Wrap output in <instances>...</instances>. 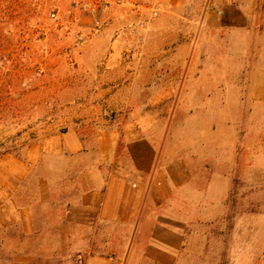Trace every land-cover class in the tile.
Listing matches in <instances>:
<instances>
[{
  "label": "rangeland",
  "instance_id": "obj_1",
  "mask_svg": "<svg viewBox=\"0 0 264 264\" xmlns=\"http://www.w3.org/2000/svg\"><path fill=\"white\" fill-rule=\"evenodd\" d=\"M151 1L160 10L135 35L122 32V17L80 14L71 35L57 41L49 0H0V157L24 160L32 144L81 121L92 108V69L143 50L146 63L156 59L143 75L155 86L131 97L158 94L164 84L171 95L125 110H151L156 141L189 165L192 235L181 264H264V0ZM95 20L101 24L92 30ZM76 32L84 35L78 46ZM107 105L120 110L116 101ZM46 154L33 176L51 171ZM27 191L34 197L35 184ZM1 224L0 264H43L54 250L51 232Z\"/></svg>",
  "mask_w": 264,
  "mask_h": 264
},
{
  "label": "crops",
  "instance_id": "obj_2",
  "mask_svg": "<svg viewBox=\"0 0 264 264\" xmlns=\"http://www.w3.org/2000/svg\"><path fill=\"white\" fill-rule=\"evenodd\" d=\"M142 53L92 69V108L81 121L32 144L24 160L0 157V223L51 232L47 245L54 250L43 264H62L66 255L74 256L69 264H181L190 250L189 165L156 141L151 110L139 105L125 110L129 102L171 95V84H164L158 94L131 97L134 89L155 86L143 75L156 67V59L146 63ZM179 65L187 72L192 64ZM113 101L117 112L105 108ZM47 152L51 171L33 176L32 165L42 163ZM30 183L34 197L26 196Z\"/></svg>",
  "mask_w": 264,
  "mask_h": 264
},
{
  "label": "built area",
  "instance_id": "obj_3",
  "mask_svg": "<svg viewBox=\"0 0 264 264\" xmlns=\"http://www.w3.org/2000/svg\"><path fill=\"white\" fill-rule=\"evenodd\" d=\"M51 10L48 18L52 22L50 29L59 37H69L73 31L72 25L78 20L80 14L105 15L110 18L122 17L125 25L122 32L128 35H135L139 28H144L148 18L155 17L159 7L151 0H49ZM101 24L99 20L94 21L92 30ZM47 27L41 25L39 34L41 38L46 37ZM116 35L119 31L115 32ZM74 44L78 46L84 40V35L76 32ZM69 61L73 56L68 55Z\"/></svg>",
  "mask_w": 264,
  "mask_h": 264
}]
</instances>
